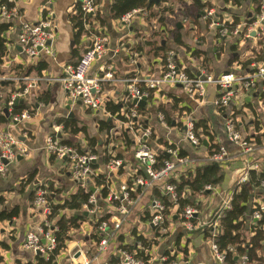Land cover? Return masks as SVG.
Returning <instances> with one entry per match:
<instances>
[{
	"label": "crops",
	"instance_id": "1",
	"mask_svg": "<svg viewBox=\"0 0 264 264\" xmlns=\"http://www.w3.org/2000/svg\"><path fill=\"white\" fill-rule=\"evenodd\" d=\"M45 1L15 0L20 14L13 19V26L6 33V39L8 40V55L6 57L7 60L11 61L10 69L13 66H22L24 70L33 67L32 64L24 62L20 54L18 35L22 23H36L42 19V7ZM167 1H170L171 6L173 8L176 7L177 11L183 9L187 13L190 9L191 11L188 12L190 15L188 17L189 23L185 24L183 17L177 18L174 15L175 12L167 15L168 11L163 16L165 21L163 26L158 24L157 19L153 17L148 20L137 16L128 26H120L118 19H107L106 26L94 21L92 27L100 29L101 33L106 34L110 39V47L113 50L117 49L118 52L116 54L107 53L102 60L93 64L90 76L98 75L99 68L102 66L112 67L118 79L146 74L158 75L160 69L159 61L150 56L147 57L146 51L148 49L143 46V41L152 43L161 41L162 44L166 42V47L173 51L172 53L178 64L193 76H198L200 72H206L216 78L225 74H234V71L238 69H240L238 71L242 72V74L247 75L254 70V68L250 67V71H241L239 65V63L246 61L253 51L257 49V39L250 37V39L246 40L242 37V24L245 23L246 14L252 15L256 9L252 0L245 1L242 5L243 7L241 6L242 10L240 12H234L235 7L231 4L224 5L223 0H204L211 4L212 7L217 6L215 7V20L219 22L230 24L234 21V14L240 17L239 33L228 37L221 43H218L215 39V31L209 30L208 23L200 18L194 20L195 12L193 13V9L195 8L192 0ZM201 1L204 2L203 0ZM111 2L112 0H99L97 2V13L99 12L100 16H107ZM153 6L164 8L167 7V3L166 0H159V5ZM52 9L55 15L56 29L51 41V49L55 57L53 59L48 57L40 59L47 65V68L42 72L44 79L61 77L63 69L66 66L76 64L84 49L89 45L88 35L82 34L77 37V31L72 22L73 17L76 15V9L80 10L78 0H56L52 3ZM153 11L154 9L150 13H157V11ZM161 36H165L166 39L161 38ZM178 36L181 38L183 45H177L174 42ZM251 44L255 47L254 49ZM139 46L143 48L142 54L138 55L134 65L130 59V54L132 51L136 52ZM193 51H199L200 57L192 56ZM234 59L238 60L233 62ZM3 67L5 66L1 68ZM31 75H35V73L32 72ZM263 85L262 81H258L255 88L247 94L248 96L243 97L245 106L240 107L237 114H233L229 107L221 109L216 106L219 92L213 86L207 88V96L202 104L190 102L178 88L166 93V95L170 94L171 97L178 100L177 103H183V105L187 106L197 122L203 121L211 134L212 144L224 148L228 154V159L223 165L224 179L218 185L219 189L216 187L215 191L210 192V194L200 195L197 198L200 206L198 219L201 221L210 222L216 211L220 209L223 199L235 191L238 180L248 168L254 164L264 167V105L258 100V96L263 94ZM4 86H6L4 90L0 89L2 94L0 99L4 98L5 94L9 93L12 88H17L16 83L1 84V87ZM30 95V103L34 105V113L31 119L21 127L24 131H27V138L21 137L17 129L11 130L9 123H0V128L16 134L20 143L28 149L27 155L21 157V159H16L15 162L9 165L6 175L0 177V198L3 200L0 204V211L9 210L13 207H17L19 211L18 216L12 221L0 222V264H27L30 261L34 262L35 254L25 251L22 248V242L26 232L41 224L44 219L32 205V190L35 186L42 184L48 188L52 187L56 192H60L56 197L57 200H63L76 191V187L66 176V168L62 167V163L53 159L52 156L43 150L44 137L50 132L51 125L53 123L56 124L61 119L74 118L86 126L89 134L101 144L104 143L105 136H99L97 124L100 120L109 119L106 115L103 116L85 110L81 104H78V101H70L62 87L56 82H40L39 86L33 89ZM103 96L109 101L120 103L125 100L126 86L122 83L105 84ZM249 99L251 100L249 101ZM160 100L162 105H166L167 108H170L173 104V102L169 104L168 100L164 98L157 101ZM69 102H71L70 105L68 104ZM24 104L27 103L25 102ZM250 104L254 108V113L248 107ZM154 105L156 107L155 111H150L147 108L148 118L153 124L155 138L157 137L156 134L160 133L161 135L156 139V142L151 144V148L156 152H162L163 146L157 143L158 139H162L163 142L178 147L188 160L192 162L194 169L205 164L206 161L210 162L207 139L205 140L207 142L206 146L202 144L201 147L194 148L182 140L177 124L165 129L161 128L155 121L154 116L157 111V104L154 103ZM174 114L175 112H171L170 117L174 116ZM229 118L235 120L237 129L244 138H248L253 142L254 140L260 141V146H256L252 156L244 155L237 145L228 141L224 125L226 119ZM116 122L115 119H112V126ZM255 123H258L260 127L258 132L255 130ZM64 139L65 141L68 140L69 136H64ZM74 140L79 144H85L81 135L75 137ZM131 148L130 146L128 152L124 154L125 161L128 164L125 170L128 174L137 167L136 161L132 157ZM128 177L124 173L115 179V184L118 186L120 182L127 181ZM29 179H32L31 183H28ZM150 196V193H146L139 204L129 210L119 234L109 242L107 251L94 264L108 262L109 258L116 256L121 245L132 244L135 239L134 233H136V236L141 235L150 241L153 233L148 239L141 231V227L148 224L146 213L149 212L147 204ZM103 211L106 215L111 216L113 214L107 210L106 206H103ZM73 214L74 212L65 210L60 212L58 217L64 215L68 218ZM90 236L89 238H91ZM90 240L91 243H95L92 239ZM178 240L179 242L177 243ZM92 250L95 251L94 247ZM148 251L150 252V258L147 264H164L168 257L173 256H176L179 264H218L210 250L208 240H205L201 235H187L180 222H173L168 225L167 236L153 244ZM88 252L74 254L70 264L84 263L86 259H90L93 256ZM168 253L169 255L167 256ZM76 256L78 257L76 258ZM161 258L166 260L161 261Z\"/></svg>",
	"mask_w": 264,
	"mask_h": 264
},
{
	"label": "built area",
	"instance_id": "2",
	"mask_svg": "<svg viewBox=\"0 0 264 264\" xmlns=\"http://www.w3.org/2000/svg\"><path fill=\"white\" fill-rule=\"evenodd\" d=\"M6 1V3H14L15 6L8 9L7 6L1 5L0 21L18 16L15 0ZM78 2L82 15L84 17L90 16V22L93 21L97 14L96 0H78ZM52 3V0H46L43 4V16L41 20L36 23L25 22L20 26L18 35L20 54L24 62L30 63L32 66H36V63L42 57L52 59L55 57L51 49V41L56 29ZM257 9L258 12H253L249 17L252 23L249 25H246V23L242 24L244 33L242 37L246 40L250 39V37H254L257 40L264 37V0H257ZM149 14L150 12L147 10L135 9L122 16L118 20V24L120 26H128L135 17L139 16L147 19ZM215 16V7L206 8L201 20L208 23L209 30L215 31V39L218 43L239 33L238 28L241 24L236 26L233 31L228 32L225 23L215 20ZM184 21L186 22V20ZM92 26L89 23L85 24V30H89V45L84 49L76 64L66 66L63 69L61 77L44 79L43 76L39 77L36 74L15 75L11 72V61L7 60V57L3 58V64L0 65V86L5 83H16L18 85L15 88V92L10 95L8 102L9 128L11 130L17 129L18 134L24 138L28 137V133L21 127L31 119L34 111L30 108L29 110L14 114L13 105L19 102L25 103L32 90L36 89L40 82L58 83L70 101H79L81 106L87 111L103 116L106 115L107 117L110 116L105 111V102L109 100L103 96V87L105 84L114 85L117 83H122L126 86V97L122 102H130L132 107L128 111L122 110V119H116L117 122L104 137L105 145L103 146V150H105V155L110 157L108 162L103 164L101 158L89 149L85 148V151L80 153L77 148L65 144V135L62 133L63 126L57 123L51 125L50 132L44 137L43 150L52 156L53 159L62 163V167L66 168V176L74 184L76 190L80 189L89 194L87 202L83 204L81 210L89 218V222L92 218L93 223L98 222L96 218L101 214H105L103 206H106L107 210L113 213L106 220L100 222L97 229H95L101 236V240L95 247L94 255L90 259H86L82 264H94L99 261V258L107 251L109 242L117 237L129 210L136 207L146 193L151 194L147 204L150 216L148 223L153 233L151 239L157 240L159 237L167 235L168 225L173 223L169 219L171 218V214L175 212L176 206L170 210V216L166 217L165 206L160 200L152 198V191L155 188L159 189L162 196L175 202L178 198L176 187L170 181L172 179L178 180L186 171H192L194 168L192 162L186 156L180 155L178 147L168 144V147L163 146L161 152L165 154L164 157L166 159L162 160L160 168L156 169V166L159 164L156 158L157 152L151 148L150 144L151 142H155L157 138L155 140L152 138L155 134L153 124L150 122V118H148L146 106L149 101L157 104V108L162 105L161 100L157 101L161 98L167 99L170 104L172 103V99H169L166 93L178 88L190 102L202 104L207 96V88L213 86L219 92L216 106L221 109L229 107L232 110L231 112L234 113V111H239L240 107L245 106L243 97L248 96L247 94L255 88L256 83L258 81L264 83V62L251 64V68H254V71H251L242 78H236L231 73L214 78L206 72H200L198 76H189L181 66H177L176 63L178 62L173 53L169 54L164 65L158 60L160 69L159 74L156 76L146 74L118 79L116 78L115 70L108 66L100 67L98 75L90 76L93 64L102 60L107 53L116 54L118 52L117 49L113 50L110 47L109 37L103 32L101 33L100 29L93 28ZM139 54L135 51H132L130 54V59L134 65ZM2 66L5 67L1 68ZM150 91H152L151 100L149 99ZM261 95H264V90ZM1 96L0 91V98ZM142 99L146 100L145 106L141 108V110L144 109L147 112L146 115L139 114L137 109L140 107L137 103H133L134 100L140 101ZM261 103L264 105V100H261ZM27 105L32 106L31 103ZM154 117L156 123L161 128L170 127L167 125L163 113L156 111ZM172 117L175 118L173 119ZM172 117H170L173 120L172 125H178L182 140L194 148L201 147L206 138L197 135L200 132L199 130H195L197 121L193 118L188 107L183 105V103H178V109ZM224 127L229 142L237 145L246 156L254 154L256 145L250 139L242 136L237 129L235 120L232 118L226 119ZM125 135L132 141V157L136 161L137 167L128 175L127 181L133 178L130 186L127 184V181L120 182L117 186L115 179L122 176L125 172L120 176L117 173L121 167L125 170V165L127 164L125 158L118 159L116 157L118 152L126 154L129 150L125 144V139H127ZM83 147H85V144L82 145ZM27 153V147L20 143L16 134L0 128V177L6 175L9 165L15 162L18 156L23 157ZM227 159L228 154L222 147L219 148L217 153L209 157L210 162L220 165H224ZM3 161H7V164H4ZM96 163L99 164V167L93 168V164ZM260 168L261 166L257 164L248 168L238 180L237 186L248 181L249 170L258 171ZM99 174L106 175L108 182L109 178H111L108 184L107 196L103 199H99L101 188L95 187L94 182V178ZM216 187H206L205 194L215 191ZM45 188L46 186L41 184L35 186L32 190L33 208L38 210L44 219L41 224L26 232L22 248L35 255L39 254L47 261L57 247L56 233L58 232V227L55 224V220L48 219L52 213L54 204L48 200L47 196L49 192ZM234 192L223 199L214 223L199 220V211L193 207H186L179 214L180 224L187 233L196 229L204 230L212 228L208 244L218 264H224L225 253L218 250L216 244L213 242V238L218 233L216 229L218 218H220L223 211L230 209ZM131 194H134L133 198H131ZM116 202H118L117 205L115 204ZM258 203L260 210L264 212V202L258 201ZM261 217L258 211L254 212L251 216L253 220H259ZM193 220H196V224L193 223ZM91 228L90 226L88 233L92 232L93 229ZM137 248L142 249L140 245ZM116 255L120 258L119 264H145L143 260L136 257L135 253L119 250ZM165 260V258H161V261ZM99 264H107V262ZM171 264H179V261ZM240 264H249L248 258L243 256Z\"/></svg>",
	"mask_w": 264,
	"mask_h": 264
},
{
	"label": "trees",
	"instance_id": "3",
	"mask_svg": "<svg viewBox=\"0 0 264 264\" xmlns=\"http://www.w3.org/2000/svg\"><path fill=\"white\" fill-rule=\"evenodd\" d=\"M99 0H96V4ZM247 0H223L224 5L231 4L234 7H241L243 3ZM256 6L254 12H258L257 9V0H252ZM6 0H0V6L5 5L8 9L13 8L15 5L6 3ZM193 6L196 10L194 14V20L198 18L201 19L203 16V12L206 8H211V4L208 2H202L201 0H192ZM153 4L149 3V0H112L110 6L108 7L107 16L96 14L93 21L90 22V16L84 17L79 9H76V15L73 17L72 22L74 24V28L77 31V37H80L82 34H89V30H85V24L89 23V25H93L94 21H98L101 25L106 26L107 19L110 20H119L125 14L135 10V9H142L147 10L148 12H152ZM17 15L20 14L19 9H17ZM167 9H161L157 11L155 14H149L147 18L149 20L150 17L156 18L157 23L161 26L164 25V14L167 12ZM248 15V17H247ZM249 14H246L245 23L249 25L252 23V20H249ZM239 16L234 14L233 15V22L228 24L226 23L225 26L227 31H233L239 23ZM14 18L8 20L0 21V65L3 64V58L8 55V40L6 39V33L12 28V21ZM244 35V33H243ZM218 37V35H217ZM174 42L177 45H183L181 38H175ZM143 46H145L148 50L147 57L150 56L153 59L160 60L161 64L164 65L167 57L173 51L166 47V42L162 44V42H150V41H143ZM189 48V47H188ZM142 47L139 46L136 52L142 54ZM190 49V48H189ZM144 52V51H143ZM192 56L200 57L199 51H193ZM238 59H234L233 62H236ZM264 62V37L257 42V49L253 51L252 55L248 57V59L244 62L239 63L241 70H248L250 71L249 67L253 63H262ZM177 66L180 67L178 63ZM47 68V65L44 61H39L36 63V66L29 68L28 70H24L22 66H13L11 67V72H15V75H30L34 72L37 76L41 77L42 72ZM254 71V70H253ZM185 73L189 76H193L185 70ZM1 89H5L6 86L1 87ZM16 89H11L9 93L5 94L4 98L0 99V123L7 124L9 123L8 118L5 117L3 109L8 110V102L10 99V95L15 92ZM169 98H172V106L167 108L166 105H160L157 108L158 112H161L165 116V121L168 126H171L173 120L170 118L171 112H176L178 109V100L171 97L170 94H167ZM259 101L264 100V95H260ZM152 98V91L149 93V99ZM132 107V104L129 103H114L112 101L105 102V111L110 116L109 119L100 120L98 121V134L99 136H106L107 133L111 130L112 126V119H122L121 112L122 110L128 111L129 108ZM254 113V108L251 104L248 106ZM30 108H34V105L28 106L27 104H22L21 102L13 105V113H20L24 110H29ZM139 114L146 115L147 112L141 108L137 109ZM238 112L234 111L233 114H237ZM146 121V120H145ZM57 124L63 126V134L65 136H69V139L66 140L64 143L67 145H71L78 149L80 153H83L86 149H89L92 153L96 154L101 158L102 163L108 162L110 157L105 155V150H103L104 143H99L96 141L94 137H92L86 126L82 125L78 120L68 117L65 119H61ZM256 132L260 130L258 123L254 124ZM195 130H199L200 132L197 135H201L203 138H206L209 146L207 150L209 151V157L214 155L219 151V146L212 144L211 134L208 132V128L203 121H198L195 124ZM81 135L83 137V141L85 143V147L82 148L83 144H79L77 141L74 140L75 137ZM127 139H125V144L127 149L132 144V141L129 140L128 136L125 135ZM153 140H155V135L152 136ZM156 142V140H155ZM153 142H151L152 144ZM161 146L168 147L167 142H163L162 139H158L157 142ZM259 145L260 141H256ZM150 144V146H151ZM173 147V146H172ZM181 156H185L180 151ZM118 159H124V152H118L116 154ZM159 164L156 166V169L160 168L161 161L166 159L161 152H157L156 156ZM93 168H98L99 164H93ZM124 173L123 167H121L118 171V175H122ZM141 173V172H139ZM107 180L106 175L99 174L94 178L95 187H100V198L103 199L107 196L108 193V184L110 183ZM132 179L127 181V184L130 186L132 183ZM224 179V172H223V165L208 162L206 161L205 164L198 166L194 170L186 171V173L176 179H172L170 181L171 184L175 185L176 192H177V200L172 202L171 200L167 199L166 197L162 196L159 189H153L152 191V198L158 199L162 202L165 206V216H170V210L176 206V210L173 214H171V218L169 219L172 222H180L179 221V214L182 213L183 209L186 207H193L200 210V206L197 202L198 196H202L205 194V188L208 186H218L222 183ZM32 179H29L28 183H31ZM46 191L49 192L47 196L48 200L53 203V209L50 217L48 219L55 220V224L58 227V232L56 233L57 238V247L52 252L50 259L45 260L40 255H35L34 262H28L27 264H55L56 258L60 255L61 251L66 249L67 242L70 241V233L76 232L81 230L82 225L86 222H89V218L84 215L82 210L83 204L87 202L88 193H85L83 190L77 189L75 193L70 194L63 200H57L56 197L59 195L60 192H56L52 187H46ZM264 167L262 166L258 171L249 170L248 172V181L246 183L240 184L236 187L234 195L231 200V207L229 210L223 211L220 218H218V226H217V235L213 238V242L216 244L218 250L222 253H225L224 264H240V260L243 256L248 258L249 264H264V212L260 210V205L258 201L264 202ZM134 194H131V198H133ZM33 198V195H32ZM32 200V199H31ZM3 200L0 198V204ZM116 205L118 202L115 203ZM72 211L74 214L71 217L66 218L64 215L58 217L60 212L62 211ZM260 212L261 219L253 220L251 218L254 212ZM219 210L213 215L210 220V223H214L217 219ZM19 214L18 208L13 207L9 210H2L0 211V222L2 221H12L16 218ZM147 214V221H150L149 213ZM110 215L101 214L96 219L98 222L93 223V218L89 223L92 224V232L91 238L95 245L97 246L101 240V236L98 232L95 231L97 226L100 222L106 220ZM168 222V221H167ZM166 222V223H167ZM193 223L196 224V220H193ZM211 229H196L189 233L185 232L187 235H201L205 240H209L211 236ZM135 239L132 244H125L121 245L118 248L119 250L128 251L131 253H135L138 259L144 261L145 264L148 263L150 258V250L151 246L156 243V240H147L141 235H135ZM155 237H157L155 235ZM180 238V237H179ZM178 238V239H179ZM179 240L177 241V243ZM140 245L142 249H138L137 246ZM186 253V251H185ZM169 253L167 254V256ZM185 255V254H184ZM183 255V256H184ZM185 259V258H183ZM120 258L116 255L115 257L112 256L108 259L107 264H119ZM178 259L176 256L168 257L167 261L164 264H171L173 262H177ZM20 264V263H17Z\"/></svg>",
	"mask_w": 264,
	"mask_h": 264
},
{
	"label": "rangeland",
	"instance_id": "4",
	"mask_svg": "<svg viewBox=\"0 0 264 264\" xmlns=\"http://www.w3.org/2000/svg\"><path fill=\"white\" fill-rule=\"evenodd\" d=\"M204 1V0H203ZM205 2V1H204ZM166 3H167V7H164V8H166V9H168V12H167V15H169L170 13H172V12H175L174 13V15H176V17L177 18H180V17H183L184 18V20H186V23L185 24H187V22L189 23V19H188V17L190 16L189 14H188V12L189 11H191L190 9L188 10V12L186 13L183 9L182 10H179V11H177L176 10V7L175 8H173L172 6H171V3H170V1H167L166 0ZM182 4H183V2H182ZM214 6H215V4H214ZM215 7H217V6H215ZM243 7V6H242ZM242 7H235L234 8V12H240L241 10H242ZM164 8H160V7H153V9H154V11H160L161 9H164ZM192 9V8H191ZM153 11V12H154ZM194 12H196V10L195 9H193V13ZM161 38H163V39H166V37L165 36H161ZM251 47H253V49L255 48L252 44H251ZM250 67H251V65H250ZM249 67V68H250ZM238 70H240V69H238ZM234 71V77H236V78H242V77H245L246 75H244V74H242V72H240V71ZM241 71H244V70H241ZM18 86V85H17ZM30 97H31V95L26 99V103L28 104V103H30V101H31V99H30ZM257 105V104H256ZM84 108V107H83ZM147 108L150 110V111H155L156 110V107H155V105H154V103H151L150 101L147 103ZM263 108H264V106H263ZM85 109V108H84ZM86 110V109H85ZM173 116V115H172ZM173 119L175 118V117H172ZM160 133L159 134H156V138H159L160 137ZM254 144H257L256 143V141L254 140V142H253ZM257 147L258 146H260V144L259 145H256ZM261 164H263V162H261ZM128 164H126L125 165V169L127 168L126 166H127ZM125 172V174L126 175H129L127 172H126V170L124 171ZM217 188L219 189V186H217ZM90 226L92 227V224L91 223H89V222H86L82 227H81V230H78V231H76V232H72V233H70V241L69 242H67V246H66V250H63V251H61V253L62 254H60V256L58 257V258H56V263L55 264H70V262H71V258H72V256L75 254L76 255V253H80V252H86V251H89L88 253L89 254H92V255H94V251L92 250L93 249V247H94V249H95V243H91V240L89 239L88 240V238H89V236H90V234H91V231H90V233L88 234V230H90ZM92 229V228H91ZM141 231H142V233L145 235V237L146 238H150V235L152 234V231H151V228L149 227V223L147 224V225H144V226H142L141 227ZM119 234V233H118ZM117 234V235H118ZM167 235H165V236H161V237H159L157 240H156V242L157 241H160L161 239H163V237H166ZM152 239L150 238V241H151ZM32 253V252H31ZM182 254H184V253H182ZM89 257V256H88ZM181 260V259H180Z\"/></svg>",
	"mask_w": 264,
	"mask_h": 264
},
{
	"label": "water",
	"instance_id": "5",
	"mask_svg": "<svg viewBox=\"0 0 264 264\" xmlns=\"http://www.w3.org/2000/svg\"><path fill=\"white\" fill-rule=\"evenodd\" d=\"M53 2L54 1H56V0H52ZM149 3L150 4H153V5H159V0H149ZM220 10H223V9H220ZM250 16V15H249ZM180 87V86H179ZM251 99H249V101H250ZM211 101H213V100H211ZM133 103L135 104V103H137L138 104V106L140 107V108H143L144 106H145V104H146V100L145 99H142V100H140V101H137V100H134L133 101ZM69 105L71 104V102H69L68 103ZM78 104H80V102L78 101ZM4 111V114H5V117L6 118H9V112H8V110H6V109H4L3 110ZM203 144L206 146L207 145V142H203ZM163 155H165L164 153H163ZM18 159H21V157H17V160ZM3 163L4 164H7V161H3ZM36 255H39V254H36ZM78 256H76V258H77Z\"/></svg>",
	"mask_w": 264,
	"mask_h": 264
}]
</instances>
